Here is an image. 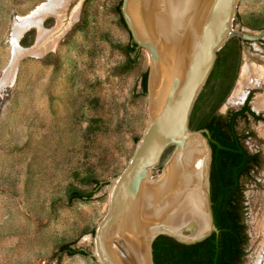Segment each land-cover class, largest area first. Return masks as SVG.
Wrapping results in <instances>:
<instances>
[{"label":"rangeland","instance_id":"374dc122","mask_svg":"<svg viewBox=\"0 0 264 264\" xmlns=\"http://www.w3.org/2000/svg\"><path fill=\"white\" fill-rule=\"evenodd\" d=\"M46 1L0 0V264H100L91 254L58 250L71 242L92 252L109 180L126 168L149 120L141 87L149 55L141 49L127 69L132 36L118 11L122 0H69L54 46L23 55L58 30L59 18L48 14L40 26L19 28L13 43L17 17ZM260 78L256 113L264 117V49ZM247 150L261 164L241 181L248 234L241 264H264V120L255 121ZM90 178L105 184L91 200L69 204L72 187L95 189Z\"/></svg>","mask_w":264,"mask_h":264},{"label":"water","instance_id":"95a60500","mask_svg":"<svg viewBox=\"0 0 264 264\" xmlns=\"http://www.w3.org/2000/svg\"><path fill=\"white\" fill-rule=\"evenodd\" d=\"M121 13L149 55V120L128 165L109 180L108 211L89 253L100 264H155L158 236L193 244L217 230L209 131L194 128L211 113L240 109L250 93L257 112L264 0H122ZM255 121L237 122L247 149ZM171 146L162 174L153 178ZM148 183L157 185L147 205Z\"/></svg>","mask_w":264,"mask_h":264},{"label":"trees","instance_id":"16d2710c","mask_svg":"<svg viewBox=\"0 0 264 264\" xmlns=\"http://www.w3.org/2000/svg\"><path fill=\"white\" fill-rule=\"evenodd\" d=\"M119 13L122 23L127 28L125 20ZM241 39V38H239ZM128 55L127 69L130 68L140 55L141 49L131 38L126 46ZM219 55V52H218ZM142 94H147L148 70L141 79ZM249 94L242 107L230 111L227 115L211 113L197 124L199 129H208L213 151L211 166V200L214 221L217 230L205 240L186 244L179 242L169 235H160L153 242V255L155 264H241L246 253L248 243L246 224L243 221L242 178L248 176L251 170L261 164L259 154L250 153L243 143L245 135L237 130L239 118L247 119L249 116L256 120L264 117L252 110ZM95 183V189L88 191L78 187L69 190L68 202L76 200H91L93 193L100 190L105 184L101 180L90 178ZM73 243H64L58 253L69 255L90 254L86 249L75 248Z\"/></svg>","mask_w":264,"mask_h":264},{"label":"bare ground","instance_id":"6f19581e","mask_svg":"<svg viewBox=\"0 0 264 264\" xmlns=\"http://www.w3.org/2000/svg\"><path fill=\"white\" fill-rule=\"evenodd\" d=\"M68 2H69V0H48L46 2L41 3L36 9L31 11L28 15L17 17V19L14 22V26H13V28H14V34H13L14 45L15 44L17 45V41L21 35V33L18 31V29L21 28L22 26L27 25V24L40 26L42 19L48 14L56 15L60 21V23H59L60 25H59V27H57L58 30L56 29L53 32H48L45 36H43L42 40L36 46L32 47L30 50H26L25 54H23V55L42 53V52H44V51H46L49 48H52L54 46L55 42L61 37V35L63 33V31H61V30L63 29L65 31V28H66V27L63 28L64 24H63V26H61V25H62V23H63L62 21L65 17V10H66V5L68 4ZM74 15H72L73 19L76 18V16H74ZM18 49L19 48L17 46H15L14 53H15L16 58H18V55H19V57L23 56L22 54H20ZM17 61H18V59H16L15 65H17ZM13 68H14V66H13ZM260 101H261V98L258 99L257 109L263 108V105L260 103ZM156 185L157 184H154V183H148L145 187L144 196H145V203L147 205L151 199V196L155 190Z\"/></svg>","mask_w":264,"mask_h":264},{"label":"flooded vegetation","instance_id":"af4514ba","mask_svg":"<svg viewBox=\"0 0 264 264\" xmlns=\"http://www.w3.org/2000/svg\"><path fill=\"white\" fill-rule=\"evenodd\" d=\"M247 99V98H246ZM246 101V100H245Z\"/></svg>","mask_w":264,"mask_h":264}]
</instances>
